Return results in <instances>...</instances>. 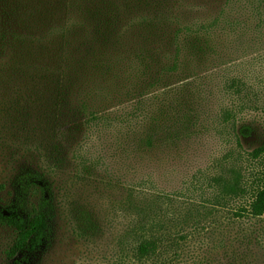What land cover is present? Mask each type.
I'll list each match as a JSON object with an SVG mask.
<instances>
[{
    "label": "rangeland",
    "instance_id": "1",
    "mask_svg": "<svg viewBox=\"0 0 264 264\" xmlns=\"http://www.w3.org/2000/svg\"><path fill=\"white\" fill-rule=\"evenodd\" d=\"M212 1L220 0H30L21 12L19 5L9 8L0 1V180L5 186L0 201L13 200L18 187L14 179L21 168L40 171L49 180L50 233L37 264H264V215L228 221L236 202L223 205L217 187L211 186L224 166L238 168L247 191L239 199L244 203L261 177L260 160L250 153L264 145V30L256 44L252 36L223 34L221 39L243 54L218 64L219 70L209 61L195 60L194 74H182L191 59L179 52L184 69L167 84L185 85L183 126L190 135L163 150L170 160L158 171L146 157L136 163L134 179L151 178L165 188L163 203L148 198L141 214L133 206L146 199L133 204L129 189L133 153H147L138 143L139 135L147 133L146 119H131L137 108L147 114V96H141L145 85L133 92L135 100L115 94L108 107L95 102L76 110L65 95L59 104V84L53 81L63 33L72 38L67 60L74 74L91 60L88 46L101 52L104 42H122L125 30L135 44L155 53L152 73L163 50L183 44L198 54L200 43L186 41L185 28L209 23ZM202 5L206 7L199 9ZM180 28L185 34L176 36ZM218 71L224 79L207 83V74ZM233 80L238 86L231 90L246 93L252 88L257 97L227 96L225 86ZM167 96L162 93L148 112L158 119L164 116L166 128L174 114L160 112L171 109L162 107L171 99ZM50 102L56 104L55 119ZM226 102H234L229 117L230 110L222 108ZM90 110L96 121L88 118ZM158 191L152 184L145 186V193ZM27 198L39 206L40 194ZM138 237L157 239L153 257H134ZM14 238L11 228L0 225V264Z\"/></svg>",
    "mask_w": 264,
    "mask_h": 264
},
{
    "label": "trees",
    "instance_id": "2",
    "mask_svg": "<svg viewBox=\"0 0 264 264\" xmlns=\"http://www.w3.org/2000/svg\"><path fill=\"white\" fill-rule=\"evenodd\" d=\"M0 1L5 2L9 8H12L15 4L19 5L20 9L18 8V12L22 11L23 5H28L30 2V0H21L20 5V0ZM210 6L214 10V14L208 17L209 23L207 25L195 30L185 28L189 36L186 41L190 39L194 45L200 43L196 48V53L198 54H194L183 44L171 51L163 50L154 73L150 69L154 64L151 65V62L155 53L152 51L147 52L146 49L135 44L131 39L130 32L125 30L122 42L117 44L104 42L102 43L101 52L97 51L96 47L88 46L86 54L90 56L91 60L81 72L74 74L70 70L67 60L72 38L69 35L68 39L62 31L63 48L58 57V63L55 65V72H53L55 76L53 78L54 84H59L57 94V97L60 96L59 104L62 96L65 95L73 102L67 104L76 110L87 109L95 102L100 108L108 107L113 101L115 94H120L123 99L135 100L132 97L133 92L139 86L145 85V91L141 96H147V114L137 108L134 112L135 120H131L136 123L135 121L139 117L146 119L147 133L144 137L139 135L138 143L141 150L147 151L148 154L143 152L133 153L130 177L135 172L136 163L145 160L144 157L147 160L150 159L155 170L158 171L170 160V154L163 153V150L167 149L168 145H174L178 140L185 139L190 135L189 130L183 126L187 118L183 107L188 103L184 92L185 85L180 84L179 81L167 84V81L175 78V72L184 69L180 63L179 52L183 51L191 59L190 66L186 65L182 74L192 76L195 72V66L192 62L195 60L209 61L212 65H216V69L219 70L218 64L224 61L237 60L243 54L238 53L230 47L231 44L222 40L221 36L223 34L236 33L239 34V37L252 36L254 44L258 43V37L263 34L261 31L264 30V0H223V2L220 0L212 1ZM202 7L206 6L202 5L199 9ZM53 29L58 30V35L61 39L59 29L55 27ZM184 34V30L181 28L175 33L176 36ZM55 49L54 45L53 50ZM53 50L50 49L49 52ZM66 52L67 57L65 59ZM61 56H64L62 59H65V62L61 60ZM219 78L220 80L224 79V75L219 73V71L217 74L210 72L207 74L206 81L210 83L212 80H219ZM237 86L234 80L228 86H225V89L230 91L227 96L248 97L253 95L254 89L252 88L246 93H240L239 89L231 90ZM201 90L205 91V87L202 86ZM167 92V97L171 99L162 107H170L171 109L167 111L160 110V112H174V114L172 121L169 123L170 125L166 128L162 122V117L164 116H161L159 120L148 112L150 107L159 100L160 95ZM254 97H257V95L251 96V98ZM122 98L118 99L117 102L119 103ZM54 99L53 96V101ZM50 103L53 110L52 117L55 119L56 104ZM136 104H139V101ZM233 105L234 102H226V106L222 107L230 110L229 112L226 111V116L229 117L233 111ZM118 112H121L120 107L113 113V116L115 117ZM88 118L94 121L98 119L94 110L89 111ZM132 135L135 136V139L138 135L134 126ZM53 142L54 139L52 138V144ZM135 146L136 144L133 143V148ZM229 157L225 158L226 161ZM250 157L260 160L261 177L251 193V198L246 202L242 203L239 200L244 197L247 191L240 184L238 168L230 165L224 166L221 173L212 178L211 186L217 187L223 205L229 206L230 203L236 202L229 211L228 221L238 220L245 217V215L255 218L264 215V145L252 150ZM172 158L174 157L172 156ZM119 174H123L122 169ZM49 183V180L40 171H35L28 167L21 168L17 171L14 179V184H17L18 187L16 192L13 190V200L8 203L0 201V225L8 226L15 232L13 242L5 250L4 264H37L36 259L46 246L50 233L51 216L47 213V210L53 196ZM149 184H152L153 188H159L161 191L155 192V194L145 193V186ZM4 188L5 186L0 180V191L4 190ZM164 190V186L162 187L156 181L151 182V178L138 181L132 176L129 193L133 204L135 199H137L136 201L146 199L143 205L133 206V210L136 208L138 213L141 214V208L143 211L144 204L148 198H154L163 203L161 200ZM18 193H21V196ZM37 194L41 196L39 206H35L27 198V196L35 197ZM176 197L179 199V195ZM157 249V239L138 237L133 243V255L137 260L153 257Z\"/></svg>",
    "mask_w": 264,
    "mask_h": 264
}]
</instances>
